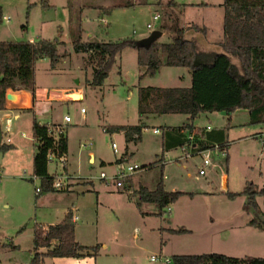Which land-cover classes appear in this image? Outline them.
Listing matches in <instances>:
<instances>
[{"label": "rangeland", "instance_id": "374dc122", "mask_svg": "<svg viewBox=\"0 0 264 264\" xmlns=\"http://www.w3.org/2000/svg\"><path fill=\"white\" fill-rule=\"evenodd\" d=\"M43 1L0 0L3 16L10 19L9 22L0 23V42L38 39L64 42L60 51L68 54L67 58L62 59L54 70L46 60L37 62L36 83L48 87H84L92 73L86 67L83 56L73 52V33L82 31V39L87 42L150 37L165 25V13L168 11L165 1L170 0H133V6L126 8H115L124 5L126 0H48L50 7H44ZM174 1L180 5L175 9L173 7L172 16V19L177 18L178 25L190 18L194 21L203 19L200 10L185 11L186 4L199 0ZM96 2L103 7L114 8L109 13L112 15L106 17L107 24L101 22L103 8L84 9L87 4L92 6ZM221 2L224 0L211 1L214 5ZM156 15H160L161 20L154 22L153 17ZM148 24H152L153 29H147ZM168 24V27L173 28V23ZM174 38L173 31L158 40L171 43ZM135 54L131 49L122 51L120 61L101 90L86 87L84 101L61 104L62 108L55 115L58 122L63 120L64 113L72 119L66 127L69 167L86 177L73 180L92 182L94 180L88 178L98 177L102 171L111 174L115 170V162L126 153L128 161L120 165L137 164L143 168L127 179L125 185L129 190L118 192L115 189L110 194L102 193L106 195L99 198L93 195L89 208L94 213L99 201L101 209V232L94 239V246H100V254L95 264H159L151 260L155 255L170 261L174 256L213 253L237 258H264V229L248 226L256 214L252 209H246L247 197L242 194L248 184L255 185L257 191L264 189V123L252 125L250 116L244 111H238L232 118L224 112L201 113L193 124L201 128L199 131L207 127L224 129L228 145L224 156L216 150L211 152V162L217 167H206V175L196 180L198 170L195 166H203L202 157L189 159L187 168L179 167L175 161L180 151L166 156L161 148L162 137L153 133L156 123L181 127L189 122L187 116H165L160 122L144 121L146 128L137 143H128L123 132L110 133L105 130L113 126L140 123L139 86H186L175 74H170L183 71L181 68L166 67L157 79L141 80L137 76L140 69L137 68ZM77 82H80L79 85ZM8 93L16 94L13 91ZM82 98L79 93L70 96L72 100ZM82 108L87 114L81 113ZM19 116V119L12 120L10 134H6V122L0 121L3 136L0 150V264H30L34 251V230L45 218L40 201L46 193L37 197L36 188H40L41 183L30 181L35 154L32 131L34 117L24 111H20ZM82 117L88 119L83 120ZM89 152H94L96 156L95 165L89 162ZM99 158L113 163L103 168ZM161 158H164L166 165L161 164ZM49 169L53 174H60L61 164L50 163ZM223 171L228 175L227 189H223L219 180V174ZM213 172L218 173L216 179L212 177ZM162 178L166 189L192 194L183 195L170 206L171 211L167 208L159 216L160 209L155 204L136 205L139 203L136 192L141 187L155 190ZM206 185H209L208 188ZM230 194L239 195L230 197ZM65 196L60 194L59 197ZM69 199L60 198L58 203L64 204ZM256 202L264 219V197L259 195ZM180 230L187 231L178 233ZM229 231L230 236L224 238L223 235ZM134 234L138 235L137 240ZM87 237L86 241H91ZM136 244L144 249L133 253ZM52 263L51 260L47 261V264Z\"/></svg>", "mask_w": 264, "mask_h": 264}, {"label": "trees", "instance_id": "16d2710c", "mask_svg": "<svg viewBox=\"0 0 264 264\" xmlns=\"http://www.w3.org/2000/svg\"><path fill=\"white\" fill-rule=\"evenodd\" d=\"M133 0L115 8L133 6ZM44 7H50L49 1H43ZM161 4V3H160ZM180 5L170 0L166 4V23L162 30L179 32L180 36L187 30L204 28L192 26L177 31V18L172 19L173 7ZM223 39L218 43V52L203 53L198 46L187 37H179L171 43L158 40L147 46L140 41L126 38L115 42H84L82 31L73 33L72 48L76 55L83 56L87 68L91 69V79H86V87L99 89L106 84L111 71L117 64L118 55L125 49L137 52V62L142 70L140 79L154 78L163 67L186 68L192 75L189 88L141 87L138 91V113L140 123L136 126H116L109 129L110 133L123 132L128 143L141 140L145 120L165 115H185L188 124L182 127L163 128L162 152H169L190 144L188 130L193 132V122L201 113L224 112L232 116L237 111L247 110L250 123H264V0H224ZM113 7L106 9L109 14ZM3 12L0 8V23ZM173 23V28L168 23ZM178 34V33H176ZM64 42L57 40H37L29 42H0V111L6 110L8 91L21 90L35 92L36 63L47 60L54 70L68 54H62ZM165 58V59H163ZM59 126L33 124L34 160L33 176L40 180L39 195L54 192V176L49 174L48 155L50 153L66 155L68 139L66 131L59 137L50 135L52 129ZM185 130V131H184ZM224 129L196 133L193 144L196 152L214 149L222 150L227 144ZM161 161V160H159ZM33 182V180H30ZM139 203H151L159 207V216L165 213L184 194L167 192L163 178L154 191L141 187L136 192ZM247 197L246 209L260 214L256 198L264 197V189L257 191L255 185L248 184L242 193ZM239 194H230L235 197ZM250 225L262 228L256 218ZM186 232L180 230L178 233ZM12 245V244H11ZM100 246L87 247L76 240V224L73 214L69 212L64 220L55 226L44 228L37 225L34 230V251L30 264H45L46 259H97ZM171 264H264V258H237L224 254L180 255L172 258Z\"/></svg>", "mask_w": 264, "mask_h": 264}, {"label": "crops", "instance_id": "0c3cea01", "mask_svg": "<svg viewBox=\"0 0 264 264\" xmlns=\"http://www.w3.org/2000/svg\"><path fill=\"white\" fill-rule=\"evenodd\" d=\"M199 1L200 2H189L188 4H186L185 11H187L189 9L200 10V12L203 16V19L194 21V20H192V18H190V20L185 21L181 25H178V22H177V24L175 26V28H176L175 31H177V29L178 30H180V29L186 30V29L191 28L192 26H196V27L201 28V29L204 28L206 31L201 32V30H197V31L196 30H187V33L183 36H180L179 32H176L178 34L175 33L174 39L179 38V37H182V38L187 37V38H190L191 40H194V42L198 46L199 51H201L203 53L218 52L219 49L217 48V45L223 39V21H224V14H225L224 7H223L224 2H221L218 5H214L213 3H211L212 0H199ZM207 1H210V2H207ZM168 3H169V1H167V2L165 1V4H168ZM93 5L91 6L90 4H87L86 6H84V9L90 8L91 10H94V8H96V9L102 10V8H103V10L101 11L103 14L101 16V22H103L104 24H107L106 17L109 18V16L112 15V14H108L106 12V8H109V7H103V5H98L97 2H96V4H93ZM165 8H166V5H165ZM5 18H6V16H3V22H9L10 21V19L7 21ZM159 20H161V16H160ZM165 22H166V20H165ZM160 32L162 33L160 38H162L168 33V30H162L161 29ZM134 34H136V33L134 32ZM146 38H148V36H143L137 40L142 41ZM34 41H36V40H34ZM82 41H84V40L82 39ZM84 42H87V41H84ZM131 50H133V49H131ZM135 53L136 54L134 55V57L136 60V65H137V68L140 69L138 66V62H137V52L135 51ZM121 54H122V52L118 55L117 62L120 61ZM165 68L166 67H163L160 70V72L157 74L156 77H154V78L144 77L141 80L145 81L147 79H149V80L157 79V77L161 75V71L165 70ZM181 69L183 71H173L170 74L171 75L175 74V77L177 79H180L182 83H186V86H180L179 88H189L192 85V75H191L189 69H186V68H181ZM138 75L140 78L142 75L141 69L138 70L137 76ZM79 83L80 82H77V85H79ZM103 87H101L99 89L101 90ZM141 87H156V86H153L152 84H147L145 86H139L138 91ZM159 88H176V87H159ZM76 93L82 94L83 98L81 100H77V101H73L72 99H70V96L73 94H76ZM16 94H17L16 101L14 103L7 101L6 110L0 111V116H1L0 121L4 120L6 122L7 119H12V120L13 119H19L20 118L19 112L24 111V112L29 113L30 115H33L34 121L36 119H38L39 120L38 122L40 124H47V125H55V126H59V127H64L65 131H66V127H68L70 123L69 124L65 123L64 118L61 122L56 121V118H57L55 116V115H57L56 111L58 109L62 108L61 104H64V103L76 104V103H80V102L84 101L86 99L87 89H86V86L76 87L73 85H67V86H59V87H54V86L48 87V86H40L37 84V89L35 90V92L21 90V91L16 92ZM242 111L247 112V114L249 115V112L247 110H242ZM236 113H234L231 116V118ZM85 114H87V111L85 112ZM65 115L66 114L64 113V117H65ZM165 116L169 117L172 115H165ZM165 116H162V117H165ZM162 117H151V118L147 119V121H153V122L155 120L159 121V120H161ZM82 119L87 120L88 118L82 117ZM42 121H46V122H42ZM188 123H190V122H188ZM33 124H34V122H33ZM184 125H186V124H184ZM134 126H136V125H134ZM113 127H116V126H113ZM165 127H173V126H170L166 123L165 124H157L156 123V125H154L153 130H158L159 133H155L154 131H153V133L155 135H160L162 137V140H163V131H164L163 128H165ZM193 127H194V130L192 133H190L188 130H186V131L184 130L185 133L188 134L190 144H191V142H193L195 134L200 133L203 130L202 129L199 131V129H201V128L196 127L194 124H193ZM11 128H12V123H11ZM109 129L110 128H107L105 130L107 132H109ZM32 130H33V128H32ZM204 130L209 132V131H213L214 129L208 130V127H207ZM217 130H220V129H217ZM67 139H68V137H67ZM33 141H34V139H33ZM34 143H35V141H34ZM190 144H187L183 147H180V148H177L174 150H170L169 152H165V154L167 156V155H171L172 152L180 151L175 162L177 163V165L179 167L183 166V167L187 168L186 164L188 163L189 159L193 160L195 157L200 156V155L195 153L196 152V150H195L196 145L195 144L192 145L194 147V149H193V148H191L192 146ZM227 145H228V143L223 148L224 152H227V149H226ZM161 146H162V141H161ZM184 147L187 148L186 152H184V150H183ZM68 151H69V145H68ZM188 154H190L192 157L186 158ZM67 155H68V153L65 155V157H66L65 169L63 170L61 167L60 172L65 171L72 178L73 177L86 178V177H82L79 174V172H77V171L75 172L74 170H70V167H69L70 164H69V159H68ZM88 157H89L90 163H93L94 165L97 163L96 162V156H95L94 152H89ZM127 157H128V154L126 153L122 158L118 159L115 162V166H116L115 170L118 168V166H121L120 164H124L126 161H128ZM164 157H165V155H164ZM33 160H34V157H33ZM99 160H100L99 164L103 168H106L107 165L113 163V162L106 161L102 158H99ZM160 162H161V164L164 163V165H166V161L164 160V158H161ZM56 164H57V162H56ZM49 165H50V163H49ZM201 166L202 165H198L195 167L199 171ZM115 170L109 175H113L116 172ZM198 171H196L197 174H195L196 180L201 179L198 176ZM49 174L51 176L55 175L50 171V169H49ZM56 174H58V172H56ZM217 175H218L217 172L216 173L213 172L212 177L216 179ZM92 178H93L92 180H94L92 182L91 181L90 182H79V181L72 180L70 182V186H69L67 191H62V192L54 191V192L46 193L45 196L43 197V199H41V201H40L41 205L44 208L43 215L45 217L43 219V223H41L40 225L43 226L44 228H48L49 226L58 225L64 220L65 216L69 212H71L73 214L74 222L76 224V240L84 246L95 247L94 246L95 245L94 239H95L96 235L99 236V234L101 232V222H100V220H101V218H100L101 217V209L98 206L100 204L99 201H97L99 203L96 206L97 209L95 210V208H94V213L92 212V208H89V207H91L89 205V203L92 204L93 195L96 194L97 198H99L101 196L104 197L106 195V194L102 195V193H104V192L105 193L108 192L110 194L111 192H115L114 191L115 189L118 190V192H120V191L123 192V191L129 190V187H127L125 185L124 189H117L113 184H106L105 181H100V180L96 179V177H92ZM31 179L33 180V182H34V180H37L38 182H40V180L35 178L34 176H32ZM219 180L221 181L223 189H227L228 175L224 171L222 172V174H219ZM95 181H97V182H95ZM226 183H227V185H226ZM84 184H86V185H84ZM105 185H107V187ZM208 186L209 185H206V188H208ZM165 189H166V186H165ZM166 191L167 192H178L177 190L168 189V188L166 189ZM129 193L133 194L130 191H129ZM182 193L184 195L192 194V192H190V193L182 192ZM36 194H37V197L40 196L38 193H36ZM60 194H64L66 196L65 197H59ZM60 198L61 199H69L70 198L69 199L70 201L66 202L64 204H59L58 199H60ZM88 198H91V199H88ZM136 205H138V204H136ZM94 206L95 205H93V207ZM146 214H150V213H146ZM104 225H105V223H104ZM248 226H250L251 228L257 229L255 226L250 225V223L248 224ZM118 229H120V228L118 227ZM161 230L165 231V229H161ZM135 231H137V229H135ZM230 234L231 233L229 231L225 235H223V237L226 238L227 236H230ZM87 236H89V239L91 238V241H86V239H88ZM134 238H136L135 240H137L138 235L134 234ZM135 246L136 247H135L133 253H136V251H138V250L144 249V247L139 245V244H136ZM104 247H106V246L104 245ZM133 256L136 257V255H133ZM49 260H51L53 262L52 264H95V261H96L95 259H93L91 257H86V258H82V259H66V258L59 259L58 258V259H46L45 264H47V261H49Z\"/></svg>", "mask_w": 264, "mask_h": 264}, {"label": "built area", "instance_id": "2783aa9c", "mask_svg": "<svg viewBox=\"0 0 264 264\" xmlns=\"http://www.w3.org/2000/svg\"><path fill=\"white\" fill-rule=\"evenodd\" d=\"M7 21L9 19L5 18ZM160 19V15H156L153 17V21L157 22ZM147 29L151 30L153 29V25L152 24H148L147 25ZM85 109H81V113L85 114ZM64 121L65 123L69 124L72 122V119L69 115H65L64 117ZM11 123H12V119H7L6 120V134H10L11 133ZM211 128L208 127V130H210ZM65 132V128L64 127H57L56 129H52L49 134L53 135L55 137H59L60 135L64 134ZM155 133H159L158 130H154ZM191 139V138H190ZM8 142H10V140L8 139ZM113 149L115 150V152H117V147L116 145L113 144ZM191 148L194 149V147L192 146ZM196 148V147H195ZM184 152L187 151V148H183ZM213 150L219 151L223 156L225 155L224 150H222L219 146H216L214 149H209V150H204V151H199V152H195L196 154L200 155L203 159V166L200 167L199 171H198V176H205L206 175V167H217L216 164L211 162V152ZM192 156L190 154L187 155L186 158H191ZM48 161L49 163H60L62 166V169H65L66 166V157L65 155H58V154H54V153H50L48 155ZM124 165V164H123ZM119 166L118 170L113 174V175H109L106 172L102 171L100 173V175L98 177H96V179L100 180V181H105L106 184H113L117 189H124L125 188V184L127 182V179L130 178L133 174L143 170L142 167H140L139 165L135 164V165H127V166ZM73 179H79L77 177H70L65 171L61 172L60 174H55L54 175V182H53V189L55 191H67L69 186H70V182ZM88 179H93L88 178ZM40 189L36 188V193H39ZM168 211H171L170 208L168 209ZM151 260L153 262L159 263V264H171L172 261L168 260V259H163L160 255H156L153 256L151 258Z\"/></svg>", "mask_w": 264, "mask_h": 264}, {"label": "water", "instance_id": "95a60500", "mask_svg": "<svg viewBox=\"0 0 264 264\" xmlns=\"http://www.w3.org/2000/svg\"><path fill=\"white\" fill-rule=\"evenodd\" d=\"M161 35H162V33L160 31H156V32L152 33L150 35V37L140 41V45L141 46H147L149 44H152V43L156 42L160 38ZM6 99H7V101L14 103L17 99V94L7 93ZM73 101H77V100H73ZM2 139H3L2 130L0 128V150H1V146H2ZM254 217L256 218L258 224H260L261 227L264 229V219L262 218V216L260 214L256 213V215Z\"/></svg>", "mask_w": 264, "mask_h": 264}]
</instances>
